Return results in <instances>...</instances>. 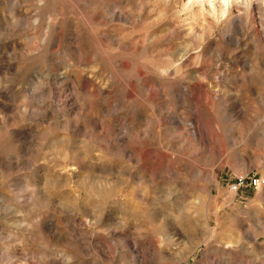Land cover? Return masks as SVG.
Returning <instances> with one entry per match:
<instances>
[{
	"label": "rangeland",
	"instance_id": "1",
	"mask_svg": "<svg viewBox=\"0 0 264 264\" xmlns=\"http://www.w3.org/2000/svg\"><path fill=\"white\" fill-rule=\"evenodd\" d=\"M168 1L0 0V264H264V3Z\"/></svg>",
	"mask_w": 264,
	"mask_h": 264
},
{
	"label": "bare ground",
	"instance_id": "2",
	"mask_svg": "<svg viewBox=\"0 0 264 264\" xmlns=\"http://www.w3.org/2000/svg\"><path fill=\"white\" fill-rule=\"evenodd\" d=\"M170 1L173 5L172 10L182 15L181 17H183L186 26L185 32L189 36L201 39L206 38L207 34H210L211 29V19L209 17H215L217 21H220L227 27V30L223 33L225 37L227 39L233 38L236 42L238 41L237 37L234 38L233 36L235 30L241 31L240 24L244 20L243 13H239L237 8H235L242 3L240 0H169L168 3ZM251 1L243 0L244 7L247 8V11L249 10ZM254 1H260L258 2L259 4L256 3L257 9H260L262 3H264V0ZM205 9L208 12H205ZM214 27L216 28V26ZM212 29L214 28L212 27Z\"/></svg>",
	"mask_w": 264,
	"mask_h": 264
},
{
	"label": "built area",
	"instance_id": "3",
	"mask_svg": "<svg viewBox=\"0 0 264 264\" xmlns=\"http://www.w3.org/2000/svg\"><path fill=\"white\" fill-rule=\"evenodd\" d=\"M242 183H243L242 179L239 178L235 182L230 184L229 189L231 191H235ZM261 183H264V180H262V182H260V181L257 182L258 185H261Z\"/></svg>",
	"mask_w": 264,
	"mask_h": 264
}]
</instances>
